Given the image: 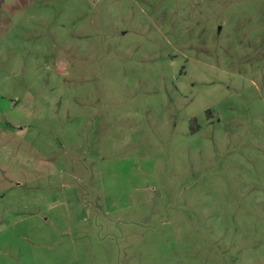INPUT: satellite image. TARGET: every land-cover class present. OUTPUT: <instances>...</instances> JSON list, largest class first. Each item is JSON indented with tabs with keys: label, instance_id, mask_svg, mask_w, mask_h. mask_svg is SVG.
Wrapping results in <instances>:
<instances>
[{
	"label": "rangeland",
	"instance_id": "1",
	"mask_svg": "<svg viewBox=\"0 0 264 264\" xmlns=\"http://www.w3.org/2000/svg\"><path fill=\"white\" fill-rule=\"evenodd\" d=\"M0 264H264V0H0Z\"/></svg>",
	"mask_w": 264,
	"mask_h": 264
}]
</instances>
